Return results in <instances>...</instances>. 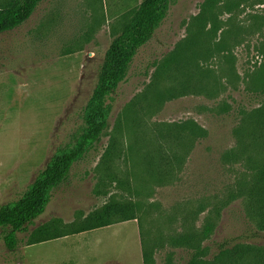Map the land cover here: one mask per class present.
Listing matches in <instances>:
<instances>
[{"label": "rangeland", "instance_id": "obj_1", "mask_svg": "<svg viewBox=\"0 0 264 264\" xmlns=\"http://www.w3.org/2000/svg\"><path fill=\"white\" fill-rule=\"evenodd\" d=\"M142 1L43 0L0 34V207L77 143L107 51ZM106 103L104 135L14 250L0 229V264H145L146 250L187 264L193 248L177 240L210 221L208 259L225 242L264 248L247 192L264 165V0H171ZM188 121L205 134L177 128ZM109 210L110 225L77 233ZM58 219L68 235L31 244Z\"/></svg>", "mask_w": 264, "mask_h": 264}, {"label": "trees", "instance_id": "obj_2", "mask_svg": "<svg viewBox=\"0 0 264 264\" xmlns=\"http://www.w3.org/2000/svg\"><path fill=\"white\" fill-rule=\"evenodd\" d=\"M42 1L7 0L0 7V34L24 24ZM170 5L171 0L142 1L107 51L96 89L86 109L87 128L77 143L56 153L20 200L0 207V229L5 231L4 240L10 249L14 250L18 246V233L27 231L28 226L46 212L54 190L69 178L74 164L104 135L112 111L111 104L106 103L108 97L125 80L138 51L153 38L156 30L166 19ZM262 117L264 118V114ZM178 127L190 136L205 134V131L194 121L183 122ZM261 129L264 131V125H261ZM252 182L247 192L252 203L261 204L257 226L260 231H264V165L255 174ZM111 215V210L105 215H98L94 221L89 222L77 233L110 225ZM215 228L216 224L210 221L199 234H185L177 240V244L190 245L193 248L187 264H264V248L241 242L222 243L219 252L212 259H208L209 249L202 245V242L210 238ZM66 235L68 232L58 219L38 227L32 233L31 244ZM144 260L145 264H154V257L147 250L144 253Z\"/></svg>", "mask_w": 264, "mask_h": 264}, {"label": "crops", "instance_id": "obj_3", "mask_svg": "<svg viewBox=\"0 0 264 264\" xmlns=\"http://www.w3.org/2000/svg\"><path fill=\"white\" fill-rule=\"evenodd\" d=\"M61 238H63V237H61ZM61 238H58V239H61ZM54 240H56V239H54Z\"/></svg>", "mask_w": 264, "mask_h": 264}]
</instances>
